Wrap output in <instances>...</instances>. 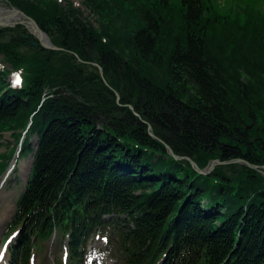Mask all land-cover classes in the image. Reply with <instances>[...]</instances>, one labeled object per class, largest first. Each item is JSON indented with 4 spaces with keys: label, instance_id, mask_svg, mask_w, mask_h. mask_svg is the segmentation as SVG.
Segmentation results:
<instances>
[{
    "label": "trees",
    "instance_id": "obj_1",
    "mask_svg": "<svg viewBox=\"0 0 264 264\" xmlns=\"http://www.w3.org/2000/svg\"><path fill=\"white\" fill-rule=\"evenodd\" d=\"M4 1L62 48L0 29V147L15 142L0 175L23 136L20 155H34L9 224L11 264L55 234L71 264L98 235L118 264H264V174L230 164L202 175L166 147L202 170L264 166L257 0Z\"/></svg>",
    "mask_w": 264,
    "mask_h": 264
},
{
    "label": "rangeland",
    "instance_id": "obj_2",
    "mask_svg": "<svg viewBox=\"0 0 264 264\" xmlns=\"http://www.w3.org/2000/svg\"><path fill=\"white\" fill-rule=\"evenodd\" d=\"M76 5H81V0H72ZM219 4L221 8L230 7L237 2L242 0H214ZM255 1V0H252ZM256 5L260 7V9L264 10V0H257ZM83 11V16L87 19L92 18V16L89 14V12L85 11L83 7H80ZM14 10L13 7H11L7 2L4 0H0V10ZM20 17V16H19ZM24 18L20 17L19 21H23ZM94 22L93 19H90ZM18 26V25H17ZM19 26H23V28L28 32L27 34L31 35L32 37L36 38L31 32L28 30V28L25 25L20 24ZM9 28V27H6ZM5 29V28H0ZM18 32V33H17ZM21 33L26 34V32L23 29H19V31H7L4 33L3 41H9L14 37H18ZM28 36V35H27ZM26 52L30 50V48H25ZM0 61H3V58L0 56ZM36 143V140H34V145ZM15 146L14 140L10 138V134H7L4 137L3 145L0 147V153H9L12 147ZM19 147V145H18ZM19 149L16 150L15 159L11 161L12 163L17 159L18 160V171L12 172V175L9 177L7 173H3L0 175V251L3 246L4 241L8 238L9 228L8 224L9 221L12 220V217L15 213L14 207L16 206V203L20 197V195L24 191V186L26 185V178L21 176L20 173V164L27 165L28 163L32 162L33 153L30 155H19ZM21 154V153H20ZM23 154V153H22ZM264 174V171H262ZM8 175V177H7ZM8 179H6V178ZM5 182L3 187L1 188L2 183ZM8 221V222H6ZM14 241L12 239L11 243ZM11 243L8 245L11 246ZM111 248L107 245L106 241H104V238L95 236L89 241V246L87 250V254L85 256L86 263L85 264H116V260L111 259L110 255ZM9 251V250H8ZM6 251V254L4 256V259L0 261V264H10L9 259V252ZM33 263L34 264H70L69 255L66 250V244L63 243L59 237L53 238L50 240V242H47L42 245V248L39 250H36V252L33 255ZM118 264V262H117Z\"/></svg>",
    "mask_w": 264,
    "mask_h": 264
},
{
    "label": "water",
    "instance_id": "obj_3",
    "mask_svg": "<svg viewBox=\"0 0 264 264\" xmlns=\"http://www.w3.org/2000/svg\"><path fill=\"white\" fill-rule=\"evenodd\" d=\"M11 14L23 17L24 20L23 21H18V22L15 21V22H12V23H10V22L6 23V22H3V21H0V28L15 27L17 24L25 25L28 28V30L31 32V34L35 35V37L38 40V43L33 42V41L31 42V44L34 47H36L38 44H40L45 49L55 50V51H61L62 50L61 48L56 47L55 45L52 44L50 38L41 30V28L38 26V24L32 18H30L29 16H27L26 14H24L22 11H20L17 8H14V10L11 11ZM44 37H45L46 41L44 40ZM26 38H29V36H26ZM98 68H99L100 74L103 76L102 68L100 66H98ZM117 97H118V95H117ZM148 129H149L150 135L154 136L153 133H152V127L150 125L148 126ZM167 149H168L169 154L171 156H173L175 159H177V160H179V159H187V160H189L191 162L193 168L199 174H203V175H210L216 165H222V164L226 165V164H231V163H246L247 165H249L246 161L241 160V159L232 160V161H229V162H220L219 160H213L206 169L201 170L196 165V163L194 161H192L191 159H189L187 157H178V156H176L169 146H167ZM14 166H15V164L12 165V168ZM32 166L33 165L31 164L30 174L32 172ZM252 167L253 168H258L256 166H252ZM29 178H30V175H29ZM29 178H28V180H29Z\"/></svg>",
    "mask_w": 264,
    "mask_h": 264
},
{
    "label": "bare ground",
    "instance_id": "obj_4",
    "mask_svg": "<svg viewBox=\"0 0 264 264\" xmlns=\"http://www.w3.org/2000/svg\"><path fill=\"white\" fill-rule=\"evenodd\" d=\"M20 20V17L19 16H16V15H12L11 14V11H9V10H4V9H1L0 10V21H3V22H6V23H8V22H10V23H12V22H15V21H19ZM18 25V24H17ZM17 25L15 26V27H17ZM15 27H9V28H15ZM35 36V35H34ZM44 40L46 41V39H45V37H44ZM30 171H31V162L30 163H28L27 165H25V164H20V173H21V176L22 177H25V178H27V177H29V175H30ZM12 175V173H10L9 174V177ZM8 177V178H9ZM7 178V179H8ZM8 180H5L3 183H2V186H1V188L3 187V185L5 184V182H7ZM0 191H1V189H0ZM6 222H8V221H6Z\"/></svg>",
    "mask_w": 264,
    "mask_h": 264
},
{
    "label": "snow or ice",
    "instance_id": "obj_5",
    "mask_svg": "<svg viewBox=\"0 0 264 264\" xmlns=\"http://www.w3.org/2000/svg\"><path fill=\"white\" fill-rule=\"evenodd\" d=\"M17 83H19V77H17Z\"/></svg>",
    "mask_w": 264,
    "mask_h": 264
}]
</instances>
